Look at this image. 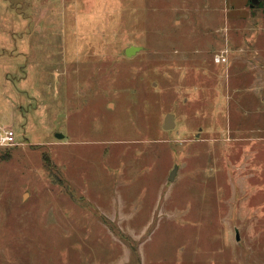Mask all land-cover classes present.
Instances as JSON below:
<instances>
[{
    "label": "rangeland",
    "instance_id": "obj_1",
    "mask_svg": "<svg viewBox=\"0 0 264 264\" xmlns=\"http://www.w3.org/2000/svg\"><path fill=\"white\" fill-rule=\"evenodd\" d=\"M9 126L0 264H264V0H0Z\"/></svg>",
    "mask_w": 264,
    "mask_h": 264
},
{
    "label": "water",
    "instance_id": "obj_2",
    "mask_svg": "<svg viewBox=\"0 0 264 264\" xmlns=\"http://www.w3.org/2000/svg\"><path fill=\"white\" fill-rule=\"evenodd\" d=\"M258 2V0H250V6H254L256 3ZM138 47L136 46H133V45H130L128 46L126 49H125V54L126 55H131L135 52V50H137ZM171 126H173V116L172 114H166L165 118H164V124H163V127L164 128H170ZM57 136H61L60 134H58ZM177 168V166L175 165L173 168H172V171L170 172L169 174V180H172L173 178V175L175 173V169ZM235 239L238 240L239 239V235H238V232L237 230H235Z\"/></svg>",
    "mask_w": 264,
    "mask_h": 264
},
{
    "label": "built area",
    "instance_id": "obj_3",
    "mask_svg": "<svg viewBox=\"0 0 264 264\" xmlns=\"http://www.w3.org/2000/svg\"><path fill=\"white\" fill-rule=\"evenodd\" d=\"M217 61H220V58H217ZM18 143L19 140L12 127H0V146H12Z\"/></svg>",
    "mask_w": 264,
    "mask_h": 264
}]
</instances>
